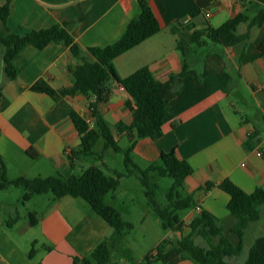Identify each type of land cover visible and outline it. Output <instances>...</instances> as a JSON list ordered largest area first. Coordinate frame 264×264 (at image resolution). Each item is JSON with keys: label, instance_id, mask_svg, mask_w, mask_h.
Here are the masks:
<instances>
[{"label": "crops", "instance_id": "1", "mask_svg": "<svg viewBox=\"0 0 264 264\" xmlns=\"http://www.w3.org/2000/svg\"><path fill=\"white\" fill-rule=\"evenodd\" d=\"M148 1L162 30L118 56L114 65L120 77H127L146 66L159 81L167 82L183 67L171 27L187 17L196 8L197 1ZM6 2L0 0L1 5ZM260 8L256 3L244 5L242 0H215L208 21L219 27L246 9L253 18ZM140 11L139 0H11L8 28L24 36L57 23H70L71 33L82 48L105 47L123 35ZM196 21L199 23L202 19ZM247 29L248 25L244 23L238 31L242 34ZM263 40L264 21L261 26L251 29L250 38L244 44L223 47L210 43L207 47L195 48L189 63L197 76L186 75L180 93L168 104L163 136L156 140L140 139L132 152L134 162L141 169L157 162L162 152L172 150L193 167L194 173L186 178L183 193L193 195L196 208L183 212L186 225L200 208L223 219L226 226L234 224L235 219L227 208L230 195L219 188L224 179H231L248 193L264 186V157L259 155L264 148V53L259 49ZM5 51V46L0 44V87L3 90L0 155L8 177L12 180L21 177L70 178L91 166L100 165L109 172H121L107 165L105 151L110 148H104V141L103 159L81 153V136L71 113L78 111L86 120H92L94 126L89 103L95 96L76 95L55 100L46 93L30 89L40 80L55 90L72 85L71 67L76 66L78 60L70 48L56 42L42 49L31 43L25 45L12 59L17 73L14 80L5 71ZM84 55L91 59L87 53ZM233 94L240 98L244 94L253 101L260 109L257 120L238 118ZM131 100L130 95L114 83L98 105L118 142L126 136L117 133V123L133 119L127 106ZM256 131L259 136L255 138V144L246 148L248 137ZM30 151L37 155H31ZM125 178L120 179L117 190L105 198L106 203L113 205L122 216L117 200ZM208 182L216 186L209 191L200 189ZM6 191L4 193H8ZM2 195L7 194H0V264H73L74 256L90 255L104 240L125 239L81 198L65 196L54 200L52 194L37 195L30 200L34 204L21 212L22 193L17 202L11 204ZM4 208L8 209L7 220L3 219ZM30 212L40 219L38 225L30 223ZM261 212V219L249 226L259 225L263 230L256 239L264 236V205ZM172 233L177 238L181 236L180 232ZM34 241L37 251L30 259L28 253ZM125 242L133 245L130 241ZM178 264L195 262L183 260Z\"/></svg>", "mask_w": 264, "mask_h": 264}, {"label": "trees", "instance_id": "2", "mask_svg": "<svg viewBox=\"0 0 264 264\" xmlns=\"http://www.w3.org/2000/svg\"><path fill=\"white\" fill-rule=\"evenodd\" d=\"M197 6L190 14L176 22L171 32L176 35L177 49L183 58L182 71L172 75L167 82L159 81L149 67H142L127 77H120L116 71L114 60L121 54L141 44L148 38L162 30V26L149 5L148 0H139L140 15L132 19L123 35L114 43L105 47L82 48L70 30V23H57L54 26L32 31L24 36L17 35L8 28L11 0L4 5L0 4V44L6 48L4 60L7 76L17 78L16 70L12 65L14 56L27 44L31 43L38 48H44L51 42L66 44L78 60V64L71 67L72 85L55 90L48 83L40 80L30 89L43 92L58 100L61 97L86 95L95 96L89 103V109L94 118V126L76 110L71 113L72 120L81 136V153L103 159V153L97 154L95 147L102 139L105 149H113L124 155L125 171H106L99 166H91L80 175L70 178L62 176L10 179L7 175L6 164L0 155V191L11 187L23 189L22 201L29 202L37 195L52 194L57 200L65 196L84 199L92 211L114 228L116 234L132 229V224L124 221L121 213L106 203L108 194L114 193L120 179L137 177L144 187V193L149 205L157 214L165 230L180 232L177 239L165 238L155 250L154 256L149 252L145 256L144 264L160 262V264H178L183 260H192L195 264H232L229 259L242 253L245 247V231L250 224L261 219V207L264 205V186L256 188L252 193L246 192L231 179H224L219 188L230 195L227 205L228 211L235 222L226 226L223 219L211 212L200 208L194 219L186 225L180 213L196 208L192 194H184V182L194 173L193 167L180 159L175 150L162 152L157 162L148 168L141 169L132 158V152L140 139L151 138L156 140L163 136L164 120L168 115V104L180 93L183 79L188 74L197 76V71L191 68L190 56L195 48L207 47L210 43L223 47H234L246 43L250 38V31L254 26H261L264 21V0H242L243 4L256 3L261 6L255 17L243 10L228 19L219 27L209 24L206 11L211 8L215 0H196ZM202 19L199 23L196 21ZM246 23L248 29L239 33L240 25ZM264 53V40L259 46ZM91 56L88 59L84 55ZM124 87L132 100L127 106L132 111L131 122L119 121L116 125L118 134L125 135L128 145L122 148L115 139L111 127L103 118L98 109L99 103L111 91V85ZM3 90L0 87V102ZM259 132L248 137L246 148L253 146ZM253 148V147H252ZM264 157V148L261 149ZM35 156L37 154L29 152ZM158 177H170L173 184L166 194V204H160L156 198L159 189ZM216 186L208 182L200 189L206 191ZM30 223L39 224L36 213H29ZM187 229V231H186ZM235 237V239H234ZM197 240H200L198 242ZM115 240H104L99 243L88 256H74L73 264H119L112 261L110 245ZM37 242L34 241L28 257L33 259L36 254ZM50 249L49 246L46 247ZM245 264H264V236L258 237L249 250Z\"/></svg>", "mask_w": 264, "mask_h": 264}, {"label": "rangeland", "instance_id": "3", "mask_svg": "<svg viewBox=\"0 0 264 264\" xmlns=\"http://www.w3.org/2000/svg\"><path fill=\"white\" fill-rule=\"evenodd\" d=\"M214 11V9L212 8ZM232 99L236 104V108L239 111L237 115L239 119L241 116L243 119H250L252 122L257 120L260 114V109L256 108L253 101L243 94L240 98L236 94L232 95ZM258 125V123H257ZM264 138V132H263ZM119 145L121 147H126L128 140L124 138L120 140ZM95 152L97 154L103 153V140L100 139L95 147ZM104 154V153H103ZM105 159L107 165L116 168L119 171H125L124 165V155L121 152H116L113 149L105 151ZM99 162V161H98ZM143 165V164H141ZM101 168L108 171L104 165H100ZM145 167V166H143ZM137 177H126L123 182L122 188L120 189L118 197V205L122 208L123 216L125 222L132 224V229L123 232L124 241L119 239L113 245H110L112 261L119 264H136L145 263V256L149 252H154V248L158 242H161L165 238L177 239L171 230L163 229L161 221L157 214L153 211L151 205H149L147 197L144 193V187L141 182H139ZM157 182L159 184V189L156 192V198L160 204H166V194L173 184V179L170 177H158ZM5 191H0V194L6 196L8 203H16L23 194V189L21 187H11L8 193ZM50 194V193H49ZM111 194H109L110 196ZM23 196V195H22ZM21 200L19 202L20 211L24 212L26 207L32 206L30 201L25 204ZM83 202H86L81 198ZM35 202V201H34ZM86 204V203H85ZM89 205V204H88ZM90 206V205H89ZM3 219L7 220L9 218L8 209L4 208L2 210ZM183 217V212L180 213ZM263 233V230L259 228V225H253L251 228H247L245 232V247L241 254L229 259L232 264H245L248 257L249 250L253 245L256 237ZM235 239V237H234ZM126 241H130L132 246H129ZM200 242V240H197ZM151 264H160V262H153Z\"/></svg>", "mask_w": 264, "mask_h": 264}, {"label": "built area", "instance_id": "4", "mask_svg": "<svg viewBox=\"0 0 264 264\" xmlns=\"http://www.w3.org/2000/svg\"><path fill=\"white\" fill-rule=\"evenodd\" d=\"M211 15H212L211 9H210V10H207V11H206V17H207V18H210ZM120 88H121L122 91H125L124 87H120ZM87 122H88L91 126L93 125V121H92V120H87ZM67 153H69V151H68ZM262 154H263L262 151H260V152H259V155L263 156ZM156 254H157V251L155 250V251L153 252V255L155 256Z\"/></svg>", "mask_w": 264, "mask_h": 264}]
</instances>
